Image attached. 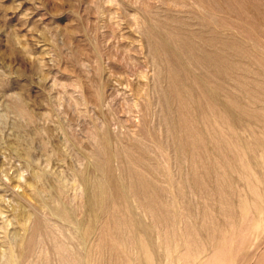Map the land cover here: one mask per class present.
Returning a JSON list of instances; mask_svg holds the SVG:
<instances>
[{"label": "rangeland", "instance_id": "rangeland-1", "mask_svg": "<svg viewBox=\"0 0 264 264\" xmlns=\"http://www.w3.org/2000/svg\"><path fill=\"white\" fill-rule=\"evenodd\" d=\"M0 264H264V0H0Z\"/></svg>", "mask_w": 264, "mask_h": 264}]
</instances>
